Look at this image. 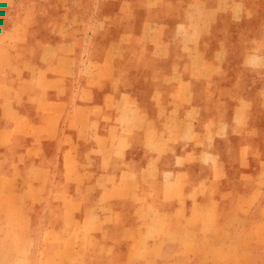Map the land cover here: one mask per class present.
Returning <instances> with one entry per match:
<instances>
[{
	"label": "crops",
	"instance_id": "obj_1",
	"mask_svg": "<svg viewBox=\"0 0 264 264\" xmlns=\"http://www.w3.org/2000/svg\"><path fill=\"white\" fill-rule=\"evenodd\" d=\"M242 18L162 0L142 51L126 33L85 59L2 18L0 264H264V56H232Z\"/></svg>",
	"mask_w": 264,
	"mask_h": 264
},
{
	"label": "rangeland",
	"instance_id": "obj_2",
	"mask_svg": "<svg viewBox=\"0 0 264 264\" xmlns=\"http://www.w3.org/2000/svg\"><path fill=\"white\" fill-rule=\"evenodd\" d=\"M243 18L229 34L232 56H264V0H239ZM162 0H0V21L5 15L30 13L37 29L52 43L72 40L77 55L89 48L109 47L122 34L127 45L140 52L149 31V10ZM157 24L153 21L152 24ZM136 53V57H138ZM32 264H39L33 262Z\"/></svg>",
	"mask_w": 264,
	"mask_h": 264
}]
</instances>
